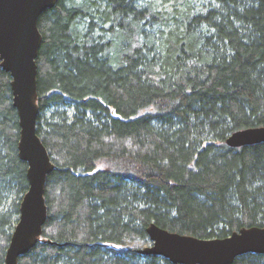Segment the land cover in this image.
I'll use <instances>...</instances> for the list:
<instances>
[{
  "label": "trees",
  "instance_id": "16d2710c",
  "mask_svg": "<svg viewBox=\"0 0 264 264\" xmlns=\"http://www.w3.org/2000/svg\"><path fill=\"white\" fill-rule=\"evenodd\" d=\"M59 0L39 18L37 134L54 171L19 264H172L151 224L200 239L264 228V0ZM0 62V264L29 189ZM234 264H264L248 254Z\"/></svg>",
  "mask_w": 264,
  "mask_h": 264
},
{
  "label": "water",
  "instance_id": "95a60500",
  "mask_svg": "<svg viewBox=\"0 0 264 264\" xmlns=\"http://www.w3.org/2000/svg\"><path fill=\"white\" fill-rule=\"evenodd\" d=\"M59 0H0V62L11 77L13 105L20 126L18 152L27 163L29 189L7 249L5 264H19L41 240L48 218L45 189L55 166L37 134L38 64L43 36L39 18ZM232 148L264 144V127L238 131L226 141ZM150 246L140 253L172 264H234L248 255H264V228L250 227L224 239H200L169 232L156 224L147 229Z\"/></svg>",
  "mask_w": 264,
  "mask_h": 264
},
{
  "label": "rangeland",
  "instance_id": "374dc122",
  "mask_svg": "<svg viewBox=\"0 0 264 264\" xmlns=\"http://www.w3.org/2000/svg\"><path fill=\"white\" fill-rule=\"evenodd\" d=\"M158 5L160 6V8L162 9H168L170 11H172L173 8H175L176 6H179L180 3L178 2V0H155ZM151 242H137V243H133L131 244V246H139V247H148L150 246Z\"/></svg>",
  "mask_w": 264,
  "mask_h": 264
}]
</instances>
